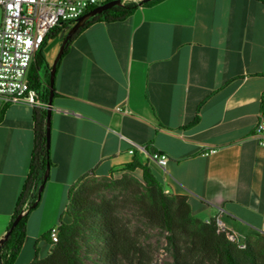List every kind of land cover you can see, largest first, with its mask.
Returning <instances> with one entry per match:
<instances>
[{"label": "crops", "instance_id": "1", "mask_svg": "<svg viewBox=\"0 0 264 264\" xmlns=\"http://www.w3.org/2000/svg\"><path fill=\"white\" fill-rule=\"evenodd\" d=\"M54 89L52 166L27 237L59 220L84 175H117L135 159L205 222L218 218L242 239L264 235L263 1L163 0L95 23L71 43ZM34 111L0 99V240L30 170ZM153 152L168 156L165 167Z\"/></svg>", "mask_w": 264, "mask_h": 264}, {"label": "trees", "instance_id": "2", "mask_svg": "<svg viewBox=\"0 0 264 264\" xmlns=\"http://www.w3.org/2000/svg\"><path fill=\"white\" fill-rule=\"evenodd\" d=\"M161 1L163 0H153L141 5V0L125 2L123 6H115L90 18L67 42L57 69L74 39L91 25L98 22L124 21L139 7L152 6ZM67 27L68 24H63L47 35L28 74L30 88L35 90L46 104L50 98L52 68L46 57V49L50 41L60 36ZM64 39L65 36L61 44ZM55 95L54 89V97ZM2 115L3 111L1 117ZM196 121L197 118L194 123ZM34 122L35 138L30 170L7 230L10 235L0 250V264L17 262L27 238L29 215L37 210L42 202L44 190L40 201L33 207L38 199L39 187L47 183H44L47 164L52 166L50 151L46 147L47 109L35 108ZM137 170L140 175L134 174ZM119 173L123 175L119 180L86 182L89 177H96L95 173L91 172L84 175L70 189L68 205L60 214L56 225L58 241L53 242L51 230L43 234L40 241L47 247L46 255L41 256V249L36 245L30 264H84L81 257L82 242L88 244L89 253L97 254L100 264H158L142 244L141 235L145 234L144 230L132 229V221L120 215L121 210L128 206H122L115 200L98 198L100 191L108 186H129L133 180L127 175L141 180L142 190L135 193L132 207L145 226L159 230L163 235L166 242L164 250L171 257V261L165 264H264V235L245 238V248H240V245L231 242L225 233L218 232L216 219H211L208 223L198 218L187 196L167 193L164 184L148 164H142L135 159ZM113 177L115 174L104 178ZM22 214V218L13 227L16 219Z\"/></svg>", "mask_w": 264, "mask_h": 264}, {"label": "built area", "instance_id": "3", "mask_svg": "<svg viewBox=\"0 0 264 264\" xmlns=\"http://www.w3.org/2000/svg\"><path fill=\"white\" fill-rule=\"evenodd\" d=\"M106 3L103 0H0L3 21L0 25V99L5 103L25 104L33 108L47 109L38 93L31 89L28 74L36 54L42 49L45 38L63 24L72 26L93 7ZM259 144L264 147V96L262 110L256 126ZM132 153V151H131ZM217 153L209 150L206 155ZM152 159L165 167L169 158L154 154ZM209 223V221H208ZM218 232L245 248L234 232L216 219ZM53 242L58 241V227L51 229Z\"/></svg>", "mask_w": 264, "mask_h": 264}, {"label": "rangeland", "instance_id": "4", "mask_svg": "<svg viewBox=\"0 0 264 264\" xmlns=\"http://www.w3.org/2000/svg\"><path fill=\"white\" fill-rule=\"evenodd\" d=\"M107 1V0H103ZM3 21V10L0 7V25ZM61 43H60V36L55 37L53 40L50 41L49 46L46 49V57L48 62L53 65L55 59L57 58L59 51H60ZM122 174L115 175V177L111 178H98V177H89L86 182H95L100 183L104 182L106 180H119L122 178ZM128 178H132L133 181H131L129 186L121 187L118 185H111L108 186L100 191L98 194V198H105L108 200H115L118 203L122 204V206H128L127 208H124L121 210L120 215L128 220L132 221V229L135 228H142L144 230L145 234L141 235V241L144 246H146L147 250L153 255L154 261L158 264H165L166 262L171 261V257L166 253L164 250V246L166 244L164 237L162 234H160L159 230L151 229L142 223L138 216L134 213V208L132 207V203L134 202L136 196L135 193L139 190H142V187L140 186L141 180L138 179L135 176L127 175ZM140 182V183H139ZM59 197H56L53 203L52 207H49L47 210V214H51L52 211H54L55 206L60 205ZM197 217L204 220L206 218V215L202 212L197 214ZM46 225L44 228V232L49 231L52 229L53 226H56L58 224V218L53 223H51V220H46ZM43 234H28L27 237V248L22 253L23 255L20 257L21 264H28L35 255V246L37 245L39 249H41V256H45L47 252L46 245L40 241ZM243 240L242 238H240ZM88 244H85L84 242L81 243L82 249H81V257L84 264H100L98 262L97 254L95 253H89L88 252Z\"/></svg>", "mask_w": 264, "mask_h": 264}, {"label": "water", "instance_id": "5", "mask_svg": "<svg viewBox=\"0 0 264 264\" xmlns=\"http://www.w3.org/2000/svg\"><path fill=\"white\" fill-rule=\"evenodd\" d=\"M153 0H141V3H147ZM124 3L122 2V0H111L108 1L98 7H96L94 10H91L89 12H87L86 14H84L81 18H79L75 24L71 27H67L66 29H64L62 31V33L60 34V42L62 41V39L65 36V39L63 40L61 47H60V51L59 54L57 56V58L55 59L51 71H50V98H49V102H48V108H47V126H46V135H47V150L50 151V147H51V117H52V106H53V99H54V86H55V78H56V72H57V65L59 63V61L61 60L63 53H64V49L65 46L67 44V42L69 41V39L79 31V29H81L84 24L92 17H94L95 15L101 14L103 11L111 9L115 6H123ZM50 169L51 166L50 164H47L46 167V172L44 175V183L47 182L49 175H50ZM45 189V184H42L39 189H38V199L35 202V204L33 205V207H35L38 202L41 199V194L43 192V190ZM23 214L20 215L16 221L13 224V227H15L18 223V221L22 218ZM10 235V232L6 233L5 236L0 240V250L2 245L5 243V241L8 239Z\"/></svg>", "mask_w": 264, "mask_h": 264}]
</instances>
